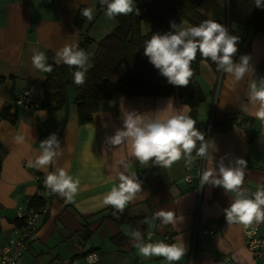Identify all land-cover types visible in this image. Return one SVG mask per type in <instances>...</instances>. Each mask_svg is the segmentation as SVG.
<instances>
[{"label":"crops","instance_id":"obj_1","mask_svg":"<svg viewBox=\"0 0 264 264\" xmlns=\"http://www.w3.org/2000/svg\"><path fill=\"white\" fill-rule=\"evenodd\" d=\"M99 1L0 0V241L19 223L17 210L29 206L46 175L64 168L74 180H79L74 200L66 203L58 194H51L49 209L39 219L37 234L17 264H50L64 256L81 257L90 249L98 252L100 264H168L163 257L140 256L134 247L133 231H139L145 242L184 244L186 255L176 264H219L224 255L238 264H264V258H254L246 248L241 224L226 221L224 209L235 193H225L222 187L210 184L203 185L198 192L194 181L183 179L185 158L170 168L153 166L151 162L142 166L131 155L130 141L119 146L107 143V137L123 127L128 112L146 118L190 115L205 141H211L216 149L210 147L208 158L195 168L217 172L221 157L225 165L244 159L241 190L253 198L264 187V120L256 117L259 106L250 99L251 85L264 78L259 69L264 63L261 32L252 33L231 23L237 34L250 40V70L236 81L227 73H216L208 62L200 60L198 82L205 98L195 106L175 95L121 96L116 102H99L91 119L79 123L71 88L67 91L68 106L51 113L41 105L34 111H25L12 102L16 92L30 86L38 87L42 98L45 73L33 67L34 50L44 52L47 63L50 59L55 62L56 51L64 46H78L86 36L92 41L93 52L97 42L115 29L117 20L108 19L106 11L98 9ZM148 2L134 0V5L136 8ZM79 7L94 9L93 19H86L81 28L74 22ZM198 11L204 20L227 21L228 0H202ZM149 30L150 23L142 21L141 34ZM124 71V65H118L111 81L115 82ZM4 111L7 117L2 115ZM237 116H241V124H234ZM52 133L57 134L63 154L44 169L29 167L28 162H34L40 154V141ZM200 144L197 141V150ZM121 160L127 164L126 169L120 166ZM142 170L148 171V178L141 183L142 191L126 207L133 222L117 224L104 217L113 208L105 205L103 199L118 185V173L129 175ZM161 209L174 211L177 223L164 225L157 219L156 226L151 228L143 223ZM82 226L85 229L79 233ZM210 228L216 230L213 235L207 233ZM148 233H152L151 239L146 237ZM260 233L264 235V222L260 223ZM94 237L98 238L97 244L91 242Z\"/></svg>","mask_w":264,"mask_h":264},{"label":"clouds","instance_id":"obj_2","mask_svg":"<svg viewBox=\"0 0 264 264\" xmlns=\"http://www.w3.org/2000/svg\"><path fill=\"white\" fill-rule=\"evenodd\" d=\"M106 5L105 15L108 19H114L118 15H128L135 9L134 0H100ZM257 8H264V0H254ZM135 11L139 12L138 9ZM82 16L91 21L94 9L83 8ZM171 30L166 33H153L145 42L144 55L148 58L159 74L166 78L167 83L186 87L193 76L192 62L197 54L210 59L216 64L218 71H222L234 77L236 81L244 78L250 70V57L241 55L239 62L234 61L238 53L239 37L229 33L221 23L213 20H203L198 26H188L183 21L180 24L171 22ZM90 53L79 49L76 45H66L56 51L55 63H63L69 68L75 67L74 83L82 85L88 71ZM33 67L43 73L52 71V65L47 63L44 52L34 50L32 55ZM250 99L254 105H258L255 115L264 120V78L259 84L251 85ZM18 142L21 138H17ZM125 141L131 142V155L142 165L170 168L182 158L186 159V166L193 163L192 153L196 150V156L208 158L209 148L215 151V145L211 141H205V136L196 127V121L187 114L178 113L167 118L159 115L145 117L136 112H128L123 118V127L117 129L115 134L107 137V143L111 146H119ZM197 141L200 147L197 150ZM40 154L35 161H29V167L44 169L55 163L60 157L62 148L56 133L50 134L39 143ZM120 166L127 168V164L121 160ZM246 162L244 159H236L224 163L221 157L217 163V172L204 171L201 175V186L210 184L222 187L225 193H235V198L224 209L228 224L238 223L249 227L253 222H264V191H258L253 198H249L246 191L241 190L244 182ZM219 178H216V177ZM118 185L111 188L103 199L105 205L111 206L118 213H123L127 205L134 201L142 191L141 181L135 172L126 175L118 173ZM45 188L50 194H58L66 203H71L77 193L79 180H74L64 168H58L55 172H49L44 180ZM159 219L164 225L176 224V213L161 209L151 219L145 218L143 223L149 227H155V221ZM151 233L149 234V237ZM132 237L136 241L134 247L138 254L145 258L163 257L168 264H176L185 257L187 249L184 244L166 243L164 241L145 242L139 231H133Z\"/></svg>","mask_w":264,"mask_h":264},{"label":"trees","instance_id":"obj_3","mask_svg":"<svg viewBox=\"0 0 264 264\" xmlns=\"http://www.w3.org/2000/svg\"><path fill=\"white\" fill-rule=\"evenodd\" d=\"M202 0H150L148 3H140L128 15H118L115 19L118 25L108 35L97 42L93 52H90L92 41L84 36L78 48L90 53L89 67L82 85L74 83L73 74L78 69L69 68L67 65H57L52 59V71L45 73V80L42 84V98L40 105L49 113L68 106L67 91L69 88L75 92L73 100L78 114V122L84 123L91 119L92 113L97 110L99 102L103 100L117 101L121 96H171L175 95L184 103L195 106L202 102L205 95L198 82V64L200 60L208 62L216 73L220 74L216 64L210 59L202 58L199 53L192 62L191 68L193 76L186 87H177L167 83L158 70L149 63L144 55L145 42L150 39L153 33H166L171 30V22L176 24L187 21L193 26H198L204 17L198 11V6ZM84 7H79L74 22L81 28L86 18L81 14ZM98 9L106 11V5L98 2ZM227 21L215 20L223 24L230 34L239 37L238 53L234 57L235 62H239L241 55H249L250 40L247 36L237 34L231 27V23L237 24L240 28L252 33L261 32L264 34V8H257L254 0H228ZM142 21L150 23V30L142 35L140 24ZM123 64L124 73L112 82L110 77L117 66ZM260 71L264 75V63L260 66ZM1 81V79H0ZM3 116L7 117L4 111ZM44 180L39 187H44ZM43 200L39 196H33L30 206L38 207ZM107 219L117 224L133 222L125 208L123 213L110 209ZM85 229L80 227L79 233Z\"/></svg>","mask_w":264,"mask_h":264},{"label":"built area","instance_id":"obj_4","mask_svg":"<svg viewBox=\"0 0 264 264\" xmlns=\"http://www.w3.org/2000/svg\"><path fill=\"white\" fill-rule=\"evenodd\" d=\"M14 105H17L24 109L25 111H34L40 106V93L36 86H30L29 88L16 92L12 99ZM234 124H241V116H237L234 119ZM193 163L186 166V171L183 179L187 182H195V187L198 192L201 190V175L203 170L196 169V164L203 161L204 158L197 157L196 153H192ZM137 178L144 183L148 178V171L142 170L136 173ZM41 181L38 178V183ZM264 191V187H261ZM42 198L43 202L40 206H28L26 208H20L17 210L16 215L19 219V223L14 224L6 237V239L0 241V264H17L18 260L23 256L24 252L27 250L28 244L34 239L37 234V229L39 226V219L44 215L49 209L50 201V190L44 187L38 186L37 195ZM261 223V222H260ZM260 223L253 222L249 227L242 226L245 246L251 253V255L256 258H264V235L260 233ZM215 228H210L207 233L213 235L215 233ZM147 234V238L151 239ZM152 235V233H151ZM219 264H238L234 259L228 255H224L218 260ZM50 264H100V256L95 250L85 251L81 257H70L64 256L57 260L51 262Z\"/></svg>","mask_w":264,"mask_h":264},{"label":"rangeland","instance_id":"obj_5","mask_svg":"<svg viewBox=\"0 0 264 264\" xmlns=\"http://www.w3.org/2000/svg\"><path fill=\"white\" fill-rule=\"evenodd\" d=\"M91 242H92V244H93V243H94V244H97V242H98V238H97V237H94V238L92 239ZM76 245L78 246V243H76ZM77 246H76V247H77ZM70 247H71V246H70ZM97 248H99L98 250H101L102 247H101V245H100V246L97 247ZM72 251H73V250H72ZM61 253H63V248H61L60 254H61Z\"/></svg>","mask_w":264,"mask_h":264},{"label":"water","instance_id":"obj_6","mask_svg":"<svg viewBox=\"0 0 264 264\" xmlns=\"http://www.w3.org/2000/svg\"><path fill=\"white\" fill-rule=\"evenodd\" d=\"M228 20H229V19H228V15H227V22H228Z\"/></svg>","mask_w":264,"mask_h":264}]
</instances>
